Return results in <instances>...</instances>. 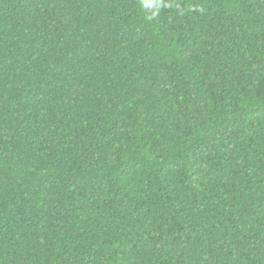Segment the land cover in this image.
Listing matches in <instances>:
<instances>
[{"label":"trees","instance_id":"obj_1","mask_svg":"<svg viewBox=\"0 0 264 264\" xmlns=\"http://www.w3.org/2000/svg\"><path fill=\"white\" fill-rule=\"evenodd\" d=\"M0 264H264V0H0Z\"/></svg>","mask_w":264,"mask_h":264},{"label":"clouds","instance_id":"obj_2","mask_svg":"<svg viewBox=\"0 0 264 264\" xmlns=\"http://www.w3.org/2000/svg\"><path fill=\"white\" fill-rule=\"evenodd\" d=\"M145 6H152V5L149 4V5H145ZM159 7H160L159 4H156V5H155V8H156V9H158ZM153 14H155V12H154Z\"/></svg>","mask_w":264,"mask_h":264}]
</instances>
